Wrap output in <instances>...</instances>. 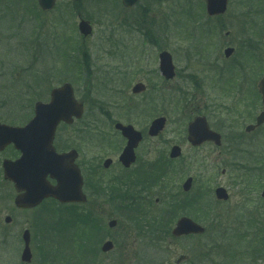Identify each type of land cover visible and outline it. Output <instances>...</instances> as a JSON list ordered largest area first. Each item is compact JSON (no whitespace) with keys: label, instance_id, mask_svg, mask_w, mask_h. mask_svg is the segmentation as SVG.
<instances>
[{"label":"rangeland","instance_id":"obj_1","mask_svg":"<svg viewBox=\"0 0 264 264\" xmlns=\"http://www.w3.org/2000/svg\"><path fill=\"white\" fill-rule=\"evenodd\" d=\"M79 17L92 23L91 37L84 39L80 34ZM228 46L236 48L234 58L244 67L241 72L246 80L258 82L264 74V1L230 0L225 15L208 19L203 0H140L131 8L124 7L122 0H57L48 12L37 0H0V121L25 124L35 102L47 101L50 90L66 81L73 84L77 98L85 101L86 114L100 113L96 107L119 113V117L126 113L120 121L140 130L154 117L166 114L167 158L171 144L180 140L186 155L196 156V190L202 203L209 202L217 227L210 231L207 242L215 241L214 245L201 241L197 248L188 249L189 255L196 256V264H224L229 255L228 264H264V201L260 200L264 167L258 173L256 132H245L262 105L251 98L249 91L256 97L254 89L248 87L242 95V89L234 85V95L230 92L234 89L228 82L230 76L238 80L240 75L225 61L223 52ZM162 50L173 55L177 74L172 80L160 74ZM138 81L148 90L133 94ZM197 86L200 89L192 96ZM200 114L221 133L235 122V133L223 138L220 148L210 143L191 147L185 136L187 125ZM86 118L90 127H99L98 121ZM109 130L105 127L104 131ZM262 141L264 144V135ZM104 145H112V140ZM170 182L176 183V178ZM220 185L228 190V201L216 200L214 191ZM1 203L0 199L3 224ZM50 208L44 202L34 212L20 213L23 219L38 222L44 237L39 264H79L77 231L66 233L64 225L52 231ZM205 215L200 212L199 219ZM210 221L199 222L208 226ZM65 235L71 239L65 241ZM3 259L0 248V264Z\"/></svg>","mask_w":264,"mask_h":264},{"label":"flooded vegetation","instance_id":"obj_2","mask_svg":"<svg viewBox=\"0 0 264 264\" xmlns=\"http://www.w3.org/2000/svg\"><path fill=\"white\" fill-rule=\"evenodd\" d=\"M235 53L236 49L231 56L225 57V61L230 63L229 66L234 67L235 72L237 70L240 75L238 80L230 76L228 82L230 87L234 88L230 92L234 95L237 87L242 89V95H246L248 87L250 90L254 89L256 97L249 91L250 96L255 100L259 99L262 105L258 82L254 79L246 80V75L241 72L244 67L240 66V61L234 58ZM255 61L259 62L258 59ZM138 82L144 83L143 81ZM196 88L200 89L199 86L193 88L192 96L198 92ZM240 99L241 97H238V101ZM80 101L85 104V101ZM131 105H129L130 112L128 113L130 119L133 111ZM262 109L263 106L261 111ZM125 115L126 113H121L119 117V113L113 115L107 110L96 112V114L84 112L80 118L74 119L70 124L59 123L52 145L58 154L73 152L67 161L68 164L64 166V173L68 177L65 187L69 188L71 185L70 176L79 179L78 189L81 199L80 201L62 202L55 196L45 198L42 203L48 202L51 205L47 211L52 227L50 228L55 231L64 225L66 233L72 230L75 233L77 231L79 264H196V256L189 255L188 249L197 248L199 242L204 240H207V243L211 238L210 231L217 228L213 225L214 215L208 210L209 202L201 204L199 202L196 190L197 178L193 173L198 165L197 158L194 154L186 155L185 144L180 140L181 143L174 142L169 147L171 150L172 146L178 145L180 147L179 156L171 158L170 152V159H168L165 148L167 139L163 132L165 129L157 136L148 134L151 122L157 118L154 117L149 125L142 130L138 129L143 137L135 148L134 161L126 166L121 160V155L127 139L115 126L116 122L123 120ZM258 115L255 117V122L247 124L245 132L247 134L256 132L258 140L256 146L260 160L257 164V171L262 174L264 123L256 126ZM33 116L34 107L30 119ZM86 116L90 117L91 121H98L99 127H90L86 123ZM206 119L208 120L207 116ZM234 123L232 121L230 127L222 129L223 133L211 127L221 134L222 145L223 138L231 137L235 133ZM249 126L255 127L248 130ZM105 127H109L110 130L104 131ZM105 132L110 133L107 134L109 137L104 138ZM187 135L188 129L185 136L191 147L201 146H193L188 141ZM115 137L117 139H114ZM111 140L112 145H104L105 143L110 144ZM145 142L153 144L143 146ZM205 143L213 144L216 148L222 147V145L217 147L211 141ZM8 150L13 153L6 155ZM151 153L153 156L150 158ZM21 156L22 151L12 144L0 151V199L2 201L1 214L4 216V223L0 222V248L4 257L3 264H8L9 261H15V264H39V258L45 250L44 237L41 235L38 222L31 218L23 219L20 216L22 211L34 212L37 207L31 209L18 207L15 199L19 191L16 185L4 175V161L6 159L16 160ZM168 177L176 178V183H171L172 178ZM47 180L51 186L58 184L57 178L51 174L47 176ZM261 199L264 201L263 197H260ZM200 212L206 214L203 220H211L208 226L203 225L205 228L203 233H189L180 236L173 234L179 219L187 216L194 222H199ZM26 230H28L27 233ZM66 235L64 240L69 241L71 236ZM214 242L207 244L213 246ZM27 248L31 256L30 262L23 260ZM214 249L207 252L208 256L212 255ZM233 249L234 246L228 247L226 255ZM177 255L179 256L175 259ZM229 261L230 255L226 257L224 264H228Z\"/></svg>","mask_w":264,"mask_h":264},{"label":"water","instance_id":"obj_3","mask_svg":"<svg viewBox=\"0 0 264 264\" xmlns=\"http://www.w3.org/2000/svg\"><path fill=\"white\" fill-rule=\"evenodd\" d=\"M139 0H122L125 7H132ZM207 13L210 16L222 15L227 11L229 0H205ZM56 0H39L43 10L48 11L55 5ZM80 32L86 37L93 34L91 23L86 19H81L79 23ZM234 52L233 47L225 50L226 56H231ZM160 68L163 75L171 79L175 76V67L172 56L164 51L160 54ZM259 88L262 93L263 111L257 118V125L264 122V76L260 80ZM145 89L142 83H138L133 88L135 93ZM51 101L44 103L36 102L35 116L25 126H13L0 123V150L8 144L14 143L16 148L22 150L23 155L16 161L6 160L4 162L5 176L16 183L20 194L16 203L21 207H34L42 199L50 194L60 197L63 201H80L79 179L70 176L71 185L65 187L68 177L64 171L68 164L69 154L59 155L52 147L55 130L60 121L71 122L74 116L79 117L83 112V104L79 103L74 95V89L70 83H65L61 87L52 90ZM166 117H159L153 120L149 134L158 135L165 127ZM116 127L122 130L123 135L128 139V143L121 155V160L126 166L130 165L135 159V148L142 139V133L135 129L133 125L117 123ZM255 126H249L251 130ZM189 140L200 145L204 141L214 140L216 144H221V135L210 130L204 117H196L189 124ZM180 154V148L175 146L171 156ZM51 174L58 179V186L51 187L46 176ZM216 196L220 200L229 198L225 188L216 189ZM264 196V192H263ZM205 228L192 221L188 217L181 218L173 233L177 236L189 233H203ZM24 261H30L31 256L27 248L23 255Z\"/></svg>","mask_w":264,"mask_h":264},{"label":"trees","instance_id":"obj_4","mask_svg":"<svg viewBox=\"0 0 264 264\" xmlns=\"http://www.w3.org/2000/svg\"><path fill=\"white\" fill-rule=\"evenodd\" d=\"M246 1H249V2H254V1H257V0H246ZM258 1H260V2H261V1H264V0H258ZM199 202H200V204H201V203H202V200L200 199V200H199Z\"/></svg>","mask_w":264,"mask_h":264}]
</instances>
